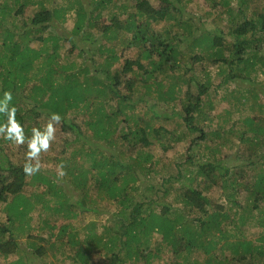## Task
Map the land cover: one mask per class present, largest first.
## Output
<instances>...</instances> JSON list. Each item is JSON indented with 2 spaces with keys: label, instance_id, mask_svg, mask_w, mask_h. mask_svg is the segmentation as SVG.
Instances as JSON below:
<instances>
[{
  "label": "trees",
  "instance_id": "1",
  "mask_svg": "<svg viewBox=\"0 0 264 264\" xmlns=\"http://www.w3.org/2000/svg\"><path fill=\"white\" fill-rule=\"evenodd\" d=\"M0 1V99L4 91L12 92L11 104L17 107V119L26 134L33 127H43L52 112L59 113L68 126L69 110L77 108L88 115L84 135L81 127L70 125L80 148L62 159L75 166L81 153L84 169L72 174L74 170L66 167L68 179L62 184L76 191V198L44 182V172L26 176L24 161H14L5 153L4 147L14 144L0 138L6 142L0 148V202L9 209L15 201L16 209L25 212V219H19L5 210L8 227L0 228V256H16L8 264H33L34 260L35 264H264V116L232 120L231 110L226 109L219 115L225 125L219 124L216 130L205 122L199 125L196 117L202 106L204 110L211 104L206 98L210 78L203 81V90L190 95L182 91L189 79L176 76L180 65L186 76L195 64L211 63L223 76V84L235 83L240 89L226 95L235 107L249 102L264 110V104L257 103L258 95L264 97V86H255L257 76L264 75L263 10L250 17L246 15L250 0H237L238 5L221 0L219 12L216 0H207L209 11L198 22L186 13L191 0H162L167 4L163 19L151 11L147 0L131 6L125 2L129 0H68L66 11L51 5V0L47 8L36 0ZM72 10L69 34L57 33L56 27L65 24ZM103 15L109 23L100 21ZM120 17H125L123 24H118ZM207 17L222 21V27L205 29ZM153 23L167 25L163 35L153 32ZM119 31L130 35L126 45H99L89 52L98 57L89 65L84 60L88 52L82 49L68 60L77 47L73 38L97 33V37L121 42ZM35 41L50 45L35 49ZM65 42L71 44L64 51ZM132 47L139 50L136 60H122L123 52ZM185 54L187 60L182 62ZM78 58L83 62L77 64ZM141 88L143 96L134 100ZM151 93L157 94L155 104L181 100L185 128L189 134H198L185 160L192 171L182 174L175 168L177 176L167 174L158 184L153 182L160 163L152 152L154 143L172 134L147 121L143 124L139 114H130L137 103L154 110ZM152 114L158 116L155 111ZM231 139L237 143L233 157L223 158L220 147ZM92 140L96 144L88 153ZM239 144L247 149H238ZM160 145L166 151L165 144ZM19 147L26 151V145ZM173 182L178 190L170 194ZM28 183L40 191L31 199L23 194ZM195 183L199 189L193 188ZM214 188L222 192L225 204L204 194ZM72 200L78 203L79 213L93 212V220L75 226L77 211L68 216L66 210L74 209ZM28 203L43 204V213L49 212L41 220L44 234L27 233L26 216L32 211L27 212ZM62 213L63 222L57 226L51 218ZM247 228L258 229L257 237H244ZM15 232L27 233L23 244Z\"/></svg>",
  "mask_w": 264,
  "mask_h": 264
},
{
  "label": "rangeland",
  "instance_id": "2",
  "mask_svg": "<svg viewBox=\"0 0 264 264\" xmlns=\"http://www.w3.org/2000/svg\"><path fill=\"white\" fill-rule=\"evenodd\" d=\"M39 1L40 3H42V5H45V7L47 8L48 5V1L49 0H36ZM73 1V0H72ZM79 1V0H78ZM135 1L137 0H129V1H125L127 5H133L135 3ZM141 1V0H138ZM150 4V8L151 11H153L154 13H156V15H159V18L161 17L162 19L165 18L163 14H161L162 10L166 9V5L165 2H163L162 0H147ZM237 2V0L233 1V5H235ZM2 1H0V5H2ZM51 5H56L58 7H61L63 9V11H66L69 2L68 0H51L49 2ZM217 6L216 9L219 10V12L222 11L220 3L221 0H216ZM117 5H119L117 3ZM238 5V2H237ZM9 6V5H7ZM209 7H210V3L207 0H191L189 6L186 8V13L187 16L190 17L191 15L195 16V19L200 22L201 17L203 16V13L209 11ZM234 7V6H233ZM129 11H131L130 8H128ZM264 11V0H250V2L248 1V8L246 10V15L248 16H252L253 12L259 13L258 11L260 10ZM74 10V9H73ZM73 10L71 11L70 15H68V19L65 22V24L62 26H57V33H65V34H69L70 30L72 29L73 26ZM37 16V15H35ZM73 16V17H72ZM124 18L125 17H120L118 20V24H123L124 22ZM102 23L107 24L109 23V19L107 18V16L103 15L101 20ZM223 22L222 21H218L215 20V22L212 21V17H207L206 18V26L205 29L211 28V29H216L218 26L219 28L222 27ZM165 26H167L165 23H153L152 25V29L153 32L155 34H159V36L162 34L163 35V30L165 28ZM167 29V28H166ZM50 30V26L49 28L44 31L43 36L46 37L48 32ZM203 31V29H201ZM175 31V30H174ZM40 35V34H39ZM202 38H203V32L201 33ZM200 35V36H201ZM118 37L119 40L121 39V42H117V41H108L106 39L97 37V33L95 36V33L93 35V37L90 38H84L83 36H77L75 38L72 39V41L74 42V44L77 45L76 48H74V50L72 49V54L69 55L70 57L68 58L69 61H72L71 59H75L76 54L79 52V49L81 50H85L86 56L84 57V60L86 62L87 65L91 64L90 60L91 59H95L98 60L97 56L95 58H93V56H91L89 54V52H94L97 47L99 45H104L105 47L112 45V44H116V45H126L128 43V40L130 38V35L123 32V31H119L118 32ZM70 43V42H69ZM45 43H41V42H34L32 43V46L35 47V49H39L40 47H47L50 44H46ZM71 44V43H70ZM70 44L68 43H64V51L68 50V48H70ZM184 46V45H183ZM139 52L138 48L136 47H132V48H127L124 52H123V58L130 60V61H134L136 60L137 57V53ZM187 54H185L182 58V62L187 60ZM45 56V55H44ZM43 57V56H42ZM67 60V59H66ZM83 62V60L81 58L76 59L77 64H80V62ZM98 62V61H97ZM70 63V62H69ZM49 63L46 64V66ZM95 65L97 66V63H95ZM48 68V67H47ZM185 69L182 67V65H180L178 67V72L177 75L180 79L187 77V79H189L190 83L186 86L184 85L182 88L183 93H187L190 95H197L199 93V91L203 90V81H205L206 77L210 78V87L209 90L210 92L207 93V97H210L211 100V104L209 106H207L206 108H204L203 110V106L200 110L199 115L196 117V122L199 125H203V122L206 123L207 126H209V128H211L212 130H216L217 128H219V124H224L225 122L223 120L221 121V117H219V115H221L223 113L224 110L226 109H230L231 110V119L235 120L238 118H244L246 116H253V117H262L264 116V110L259 108L258 106L255 107H251L250 104L251 103H246L242 106H234L235 105V101L232 98L227 97L226 95H228V91H234L237 93H240L239 90L237 89V86L235 83L232 84H223V76L221 74H219V71L217 69L216 65H211V63H207L205 61H203L202 63L199 64H195L194 68L192 71H187L186 72V76L184 74ZM129 76H126V78H128ZM82 80V77H81ZM166 82V81H165ZM258 87H262L264 86V75H260L257 76L256 78V85ZM153 88V86H152ZM264 90V89H262ZM153 91V90H152ZM145 92L144 88H141L140 90H138L135 95H134V100H136L138 98V96H143ZM234 94V93H233ZM153 98H157V94L156 93H151V99H149L151 104H154L155 108L154 110H150L148 109V105L145 104H136L135 108L133 109V111L130 113L132 116H135L137 114H139V116L142 117V122L143 124L145 123V121L149 122L154 128H163L165 130H167L168 132H170V134L172 135H166L165 137H163V139L161 141H157L154 143V151H152L157 158H159L158 160L160 161L159 165L156 166V169L158 171V175L153 179V182H156V184L160 183V179L163 176H167V174H176L177 173L175 171V168L178 169L180 172H182V174L184 172H190L192 171L191 168L189 167V169L186 167L187 165L185 164V160L186 157H188L189 152L188 151V147L190 145V142L192 139L196 138V136L198 134H189L188 131L185 128V124L183 122L182 119V113H181V100H176L174 103H169V104H164L162 102H158L157 104L154 103ZM229 98V99H228ZM202 102H203V97H202ZM258 104H264V97L262 95H258V100H257ZM231 104V106H230ZM253 108V110L250 109ZM153 111H155V113L158 114L157 117H154ZM84 110H79V109H72L69 110L66 114V118L68 120L69 126L66 125L65 123H62L57 125V133H56V140L52 143V146L50 148V150L46 153H42L41 154V161H42V170L41 172H44L45 176L43 178H45L46 183L48 184H55V187H62L64 192H67V187H63L62 184H65L67 182L68 177L65 175L63 177V179H57V165L60 164L61 162H63L65 164V162L62 160L64 158H69L71 157V153L74 152V150H77L80 148V145L77 143V141H75V130L70 127L77 125L79 127H81V132L84 135L85 131H86V124H85V120L87 119V114L84 113ZM203 112H204V118L205 121H203ZM48 118H45L44 120V125L46 124ZM141 125V124H140ZM173 138V140L171 139ZM6 142L5 141H0V148L4 147V144ZM160 143H164L165 147L167 148L166 151L162 150V147L160 145ZM95 140L91 141V147L87 150L88 153L92 152V147H95ZM100 145H102V143H100ZM203 145V143H202ZM237 147V143L235 142L234 139H231L230 142H227L226 146L220 147V151L224 157H227V159H230L233 157L234 154V150ZM5 149V153L9 152L11 159L12 160H21V161H25V152L23 148L19 147V146H15V145H11L10 147H4ZM238 149H243L246 150L247 147L245 145H241L239 144V148ZM81 153H79L78 155H80ZM77 156V163L75 164H65L66 167H68V170H74L72 172V174L77 173V168H79L80 170L84 169V163L82 164L79 156ZM61 160V162L59 161ZM186 165V166H185ZM74 166V167H73ZM195 171V170H193ZM194 173V172H193ZM78 174V173H77ZM182 182V180L180 179V181ZM178 183L173 182V186L172 189L170 190V194L171 193H176L175 190H178ZM146 186H143V189ZM193 188H198L197 187V183H195L193 185ZM199 189V188H198ZM43 190V189H41ZM174 191V192H173ZM40 191L37 190V186L36 185H31V184H27L23 190V194L25 197L27 198H34V196L36 195L35 193H39ZM68 193L71 197L76 198V191H74L73 189H69ZM95 192L90 190L89 194L90 196L94 197ZM204 194L208 195L210 197V199H212L213 201L217 202V203H223L225 204V201L223 199L222 196V192L217 189L214 188L211 191H206L204 192ZM173 196V195H172ZM49 198V197H47ZM9 200V197L8 199ZM173 200V199H172ZM70 203L74 204V209L68 208L66 210H69L70 212L68 213V216H70L71 214L76 213V219L74 221H72V223L75 224V226H80L81 222H87L90 220H93L94 218V213L93 212H82L79 213V208L77 207V202H75V200H72ZM161 203V201H160ZM158 203V204H160ZM16 202L12 201L10 208L5 209V203L0 202V228L1 229H5L8 227L7 224V216L8 214L11 216L13 215L14 218H21V219H25V212L23 210H19L16 209ZM43 204L40 205H34L32 203H28L27 207L29 209H27V212L30 211L32 209L31 212H29V216H26L29 218L28 224L30 227V230H28L27 233L31 232L32 234L36 235L38 232H42L41 234H44V230L41 229L42 222L41 220H44L47 215L49 214V212H46V214L43 213ZM51 206V205H50ZM5 210H7V213L5 212ZM109 213V212H108ZM63 214L60 215L59 217H57L55 215V217H52L51 220H56V225H60L63 222ZM110 214H106V216H109ZM57 218V219H56ZM106 218V217H105ZM202 224V222L200 223ZM249 226V225H248ZM44 227V226H43ZM256 232H259V230L256 228L255 229H250L247 228L246 229V233L244 237H246L249 240H252L253 238H256ZM17 234L16 232L14 233V235L19 239L20 243H24L25 238H26V234ZM7 239V237H6ZM24 248V245L23 247ZM32 256V255H31ZM32 258H34L32 256ZM16 260V256H8V257H2L0 256V264H8L11 261ZM36 263V260L33 261V264ZM60 264H68V262L65 263H60Z\"/></svg>",
  "mask_w": 264,
  "mask_h": 264
},
{
  "label": "clouds",
  "instance_id": "3",
  "mask_svg": "<svg viewBox=\"0 0 264 264\" xmlns=\"http://www.w3.org/2000/svg\"><path fill=\"white\" fill-rule=\"evenodd\" d=\"M13 97L11 91H4L0 99V138L10 141L16 146L26 145L23 172L26 176H34L42 170L41 154L50 150L56 140L57 125L61 124L62 117L59 113H49L43 127H33L31 134L27 135L22 123L17 119L18 109L11 104ZM66 165L61 162L57 165V179L66 175Z\"/></svg>",
  "mask_w": 264,
  "mask_h": 264
}]
</instances>
